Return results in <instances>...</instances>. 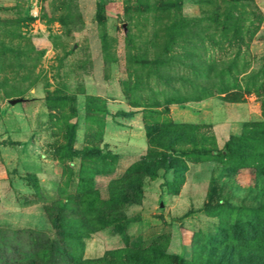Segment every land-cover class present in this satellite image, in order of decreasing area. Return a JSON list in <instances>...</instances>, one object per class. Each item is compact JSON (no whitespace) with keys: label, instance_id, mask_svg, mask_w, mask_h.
Returning a JSON list of instances; mask_svg holds the SVG:
<instances>
[{"label":"rangeland","instance_id":"rangeland-1","mask_svg":"<svg viewBox=\"0 0 264 264\" xmlns=\"http://www.w3.org/2000/svg\"><path fill=\"white\" fill-rule=\"evenodd\" d=\"M263 92L264 0H0V264H217L264 176L194 151L259 147Z\"/></svg>","mask_w":264,"mask_h":264},{"label":"trees","instance_id":"trees-1","mask_svg":"<svg viewBox=\"0 0 264 264\" xmlns=\"http://www.w3.org/2000/svg\"><path fill=\"white\" fill-rule=\"evenodd\" d=\"M246 94L249 92L246 91ZM219 94L224 95L222 98L226 103H241L243 102L242 94H229L227 89H223ZM264 95V92H263ZM263 95H258L262 100ZM264 100V99H263ZM261 101V107L264 112V101ZM248 128L255 127L262 130V136H264V121L259 123H253L251 125H247ZM241 137V141L245 138ZM264 140V139H263ZM198 154H216L223 156L228 159H235V161H241V166L244 168H248L253 164H259L261 166V176H264V141L261 143L259 147L251 146V145H238L236 149H227L224 151H194ZM258 211V212H257ZM261 215V217H260ZM240 216V215H239ZM262 219V221L260 220ZM56 226V225H55ZM224 235V242L222 245L224 249H222V255L220 256L217 264H264V204L258 206L257 210H255V214L250 213V209L245 211L244 216L241 215L240 218H237L235 222L231 225L229 229V236L226 234V230H222ZM230 238V239H229ZM44 250L49 254L50 257L56 256V259L61 258H70L74 264H85V261H81V258L76 255H67L63 250H61L55 241H48L44 239ZM121 257L125 260L131 259L132 257L126 255V252H120ZM162 257V254L160 255ZM166 259V256H164ZM162 257V259H165ZM36 257L29 258L28 264H35L34 260ZM139 264H157L146 258L145 256H141L136 258ZM165 259V260H166ZM181 259H175L174 264H180ZM153 262V263H152ZM89 263V262H88ZM57 264V263H55Z\"/></svg>","mask_w":264,"mask_h":264},{"label":"crops","instance_id":"crops-1","mask_svg":"<svg viewBox=\"0 0 264 264\" xmlns=\"http://www.w3.org/2000/svg\"><path fill=\"white\" fill-rule=\"evenodd\" d=\"M197 109V111L199 110V106L196 108ZM219 109H223V110H225V111H230V112H233L234 113V115H237V114H243L244 115V117H243V119L245 118V120H248V119H250V117H253V116H255V114L256 113H253L254 112V110H252L251 111V109L249 108V105H244V104H231V105H229L228 107H225V108H221V107H219ZM180 110H182L181 108H178V109H173L172 111H171V113L172 112H178V111H180ZM194 115H192V117L190 118V119H188V120H186V121H182V120H174V122L176 123V124H191V125H198L199 124V112H197V115L196 116H194ZM207 117L208 116H206V117H204L205 118V120L207 119ZM242 119V118H241ZM241 121V120H240ZM240 121H238L237 123H240ZM221 122H212L211 121V123L210 124H213V125H216V124H220ZM227 123V122H226ZM200 124H202V123H200ZM143 139H144V137H143Z\"/></svg>","mask_w":264,"mask_h":264},{"label":"water","instance_id":"water-1","mask_svg":"<svg viewBox=\"0 0 264 264\" xmlns=\"http://www.w3.org/2000/svg\"><path fill=\"white\" fill-rule=\"evenodd\" d=\"M14 102H16V101H15V100H13V101H10L9 103H11V104H12V103H14Z\"/></svg>","mask_w":264,"mask_h":264}]
</instances>
